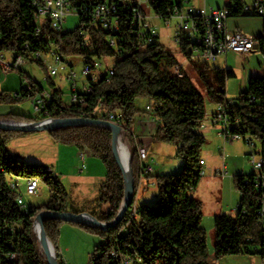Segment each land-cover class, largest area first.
<instances>
[{
  "label": "trees",
  "instance_id": "obj_1",
  "mask_svg": "<svg viewBox=\"0 0 264 264\" xmlns=\"http://www.w3.org/2000/svg\"><path fill=\"white\" fill-rule=\"evenodd\" d=\"M191 1L153 0L151 9L160 20L167 22L173 18L176 9H184L185 4ZM233 1L238 4V10L232 11L231 17H245L241 13L243 0ZM119 12L121 27L117 35L120 39L117 49L110 46V33L101 27L90 29L91 41L87 48L82 45L79 27L60 36L63 52L75 60H85L89 56L106 61L115 59L112 79H102L95 83L93 91L84 96V102L66 106L64 93L50 82L55 101L48 108L51 112L62 108V113L56 118L92 117L96 111L105 118L122 115L123 138L131 151L134 201L142 181L133 135L139 116L153 113L158 121L153 140L175 144L177 156L184 160V165L177 175L154 177L158 204L156 207L142 206L138 218L132 220L129 211L119 225L107 231L87 225L68 224L103 239L104 243L95 247L93 264H122L120 256L141 264H209L208 234L201 225L203 206L190 195L202 179L198 171L206 138L198 130L207 118L205 97L184 71V66L181 68L185 74L183 77L174 72V68L181 64L158 40L143 49L136 29L132 26L130 13L123 8ZM0 30V53L27 55V44L31 48H39L31 37L35 25L32 6L27 0H0ZM179 49L182 56L190 61L187 38L183 39ZM26 58L28 62L44 67L40 61L28 56ZM189 64L199 73L211 103L217 106L233 101V104L228 105L229 116L233 122H240L237 131L249 133L264 147V76L251 77L249 90L241 93L237 100H231L226 94V84L228 79L236 77L233 70L214 69L210 72L209 63L190 61ZM18 72L29 80L33 89L28 92L23 88L21 100H34L44 88L24 71ZM210 75L213 82L209 81ZM47 78L49 81L52 79L49 74ZM252 98L255 99L253 103ZM8 100H12L10 95L0 93V103ZM148 106L151 111L147 110ZM0 119L27 123L44 120L39 116L21 114H9ZM48 133L57 143L76 146L80 151L86 150L102 160L106 178L96 202L99 206L101 203L107 204L109 209L99 215L90 214L100 222L113 221L122 207L125 187L123 172L113 154L112 132L102 127H76ZM26 134L30 133L0 129V264H17L5 259L11 253L17 256L18 264H48L34 230L35 219L42 211L67 212L68 209V195L60 181L48 173L47 168L26 164L8 152V143L16 136ZM15 176L39 178L49 187L51 199L25 211L16 201L18 193L9 187L10 179ZM246 177H235L236 188L242 193L236 216L222 214L215 217L217 261L229 256L254 255L259 252L264 259L263 219L258 214L262 194L245 184ZM12 224H20L22 230L14 233L10 230ZM65 224L53 219L44 222L46 233L56 251ZM256 248L260 251H254ZM114 250L118 257L112 256ZM57 257L60 264H65L59 254Z\"/></svg>",
  "mask_w": 264,
  "mask_h": 264
},
{
  "label": "built area",
  "instance_id": "obj_2",
  "mask_svg": "<svg viewBox=\"0 0 264 264\" xmlns=\"http://www.w3.org/2000/svg\"><path fill=\"white\" fill-rule=\"evenodd\" d=\"M30 2L33 10V24L35 32L32 38L39 46L38 49L31 48L28 44L25 46L27 55L18 54L7 58L4 53H0V66L4 71H23V66L28 62L26 56L30 59L38 60L43 65L48 64V74L51 78L58 77L65 73L66 79L71 82V93L69 100H65L64 105L77 102H84L85 95L93 91V85L102 79L111 80L114 75V63L111 60H102L95 56H89L83 61L82 76L83 80L79 81L78 76L74 71V67L79 60L68 57L63 52V43L60 36L68 32L64 27L66 18L69 15H75L82 18L79 26V35L81 36L83 47L90 46L91 36L90 29L93 27H101L103 30L110 33V46L117 49L120 39L117 36L120 33V8L128 11L131 15L132 26L136 29L143 49L155 43L159 34L156 28L148 22V11H145V5H149L153 0H27ZM238 10V4L233 0H229V4L223 8L217 7H201L191 6L190 3L185 4L182 10L176 9L173 18L177 20L175 42L178 46L181 45L183 39L187 38L189 42L188 52L190 53V61H200L206 63L217 62L221 58H226L229 54H240L242 56L250 55L256 48L264 46V29L259 38L247 35L241 32H228L227 22L232 16V11ZM241 13L244 16H260L264 19V0H252V3H246L243 0ZM172 18V19H173ZM171 21L168 20L167 23ZM1 31V30H0ZM49 58L53 61L49 65ZM185 58V63H190ZM184 65L174 68V72L183 77L185 74L181 71ZM23 88L31 92L32 85L27 78H24ZM21 94H16V100H21ZM35 111L39 117L44 118L42 121H51L56 119L59 113H62V108H57L50 111L48 106H51L55 97L51 91L43 90L33 100ZM67 101V102H66ZM251 102H255L252 98ZM229 101L226 104L216 106V109L211 117V124L217 128L220 136L226 142L243 141L250 149L248 154L250 165L253 167V172L245 178V184L253 187L257 193L262 194L259 203V216L264 219V147L257 145V140L249 133L243 134L237 130L240 128V122H233L229 116ZM147 110L151 111L150 107ZM154 125L158 124L153 113L150 114ZM93 119L107 120L121 126L122 115H111L107 118L102 117L99 112H94ZM257 120V119H256ZM136 142L138 157L140 160V174L142 178L152 176L155 173V161L149 153V144L141 141L133 133ZM88 151H81L79 172L83 173L86 170V157ZM201 168L198 173L203 177L206 174L204 170L205 162L201 160ZM48 173L54 176V171L51 168L47 169ZM221 176L227 175L224 169L220 172ZM22 179H26L27 193L36 195L39 190L41 180L35 178L12 177L9 181L11 190L18 193L19 183ZM240 194H242L240 192ZM18 205L27 211L23 197L18 193L16 199ZM132 220L136 219L140 213L134 203L129 210ZM239 212V206L235 209ZM10 230L14 233L22 230L20 224H12ZM1 232V230H0ZM113 257L119 255L114 250ZM122 264H131V261L126 256H120ZM9 262L17 263L18 258L11 253L5 257Z\"/></svg>",
  "mask_w": 264,
  "mask_h": 264
},
{
  "label": "rangeland",
  "instance_id": "obj_3",
  "mask_svg": "<svg viewBox=\"0 0 264 264\" xmlns=\"http://www.w3.org/2000/svg\"><path fill=\"white\" fill-rule=\"evenodd\" d=\"M145 0H143L144 2ZM246 3L250 4L252 3V0H246ZM229 4V0H192L190 5L191 6H197V7H220L223 8L226 5ZM145 11H148V22H150L157 30L159 34L158 43L165 46L170 50V53L174 56L176 55L179 58L180 62L184 61V58L181 57L179 46L175 42V32H176V19H171L168 23L160 20L155 16L153 10L149 7V5H145ZM247 19H263L260 16H245ZM81 24V18L79 16L75 15H69L66 18V21L64 23L65 29H67L69 32H73L76 30ZM255 29L258 28V25L254 26ZM260 33V32H259ZM252 35L257 37L258 34ZM258 52V51H257ZM256 53V52H255ZM255 53H251V55H254ZM7 58L13 57L12 53H4ZM238 57H233L229 61V66H226L225 61H222L221 58L217 62L209 63L210 72L214 69H232L236 73V77L230 78L227 81L226 84V94L228 99L231 100H237L241 93L247 92L249 90V82L251 76L253 75L245 76L242 74L244 70L246 69V62L250 58L244 57L240 54H238ZM49 65L53 64V61L49 58ZM115 59H111V63H114ZM48 64L44 65V67L39 66L37 63L27 62L23 66V71L32 78V80L39 85H41L45 90L51 91L52 86L51 83L55 84L56 88L59 90H62L64 93V99L69 100V96L71 93V82L66 79V74L62 73L58 77H54L51 79V81L48 80ZM3 73L7 75H11L12 81H14V78H19L18 81L20 83L19 85V91L17 92H5L6 94L10 95L12 97V100H8L6 102L0 103V111L5 112L2 114L9 115V114H21V115H29L38 117L39 114L35 111V103L32 99H25V100H16L15 96L16 94H21L23 90V81L24 78L20 75L18 71H4L1 69ZM82 70H83V61L79 59V62L76 63L74 67V71L78 76V80L82 81ZM186 70V69H185ZM209 72V73H210ZM190 73L191 78L196 86V88L204 95L205 97V103H206V109H207V118L210 116L212 111L214 110L215 104L211 103V101L207 98L205 93V85L202 82L199 73L194 70L193 66L190 67ZM209 81L213 82V77L210 75ZM3 93V92H1ZM67 102V101H66ZM1 116V115H0ZM218 132V129L216 130ZM216 136H210L206 137V145L202 151V155L207 158V161L211 163L219 162L225 157V162L227 165H230L228 169V174L225 176L226 179H231L235 182V177L241 175L236 174L234 169L238 168V170H242L246 175H250L253 172V167L250 165L248 154L247 156L243 155V150L247 147V145L243 141H237V142H226L221 136H218V134H215ZM224 142V143H223ZM153 150H152V158L155 161V167L156 171L152 176V180L150 181L149 189L146 190L143 194L139 192L138 197L134 201V205L141 209V206L138 203L139 198H145L147 200V206L149 207H156L158 202V189L155 188L156 182L154 177L156 175H177L181 172L182 167L184 165V160L177 156V146L175 144L171 143H163L164 146L159 147L158 143L153 140ZM125 145L128 148V151L131 154L130 148L128 144L125 142ZM257 145L260 146V142L257 140ZM228 147L231 149V147L234 149L232 150V153L228 152ZM248 148V147H247ZM8 152L12 157L15 159L22 161L26 164H37L40 166H43L45 168H49L50 166H57L59 162V158L63 161H65V165L71 164L72 158H74V153L78 151L79 149L76 146L73 145H63L60 143H57L53 140V138L50 136V134L47 131H40V132H34L26 135H18L15 138H13L7 146ZM205 149H208L211 153L213 158L210 159L206 154H204ZM249 149V148H248ZM250 150V149H249ZM231 152V150H230ZM242 154L243 158H238ZM93 157L94 162V168H93V175L95 177H99L105 179L106 178V168L100 158H97L95 156ZM237 157V158H235ZM241 157V156H240ZM86 167L88 168V162ZM83 172V174L80 176V178H77L81 182L85 177H87L88 169ZM55 178H57L62 183V178L59 176L54 175ZM218 179H223L221 176H216ZM146 178V177H145ZM145 178H142L145 179ZM204 176L201 179V182L204 181ZM27 182L26 179H22L19 183V189L18 193L23 197L25 206L27 209L31 207H38L41 206L44 203H47L51 199V191L49 187L44 183L40 182L39 190L36 195H30L27 193ZM69 196H72L69 190H67ZM206 193V191H203V188L198 189L197 191L194 190L190 195L194 196L195 193ZM236 198L240 200V192L238 190H235ZM225 200H229V194L225 190L224 193ZM238 200V201H239ZM101 208L99 209V212H103L108 210L107 204L101 203ZM237 205H235L236 207ZM235 212L233 209L232 216H235ZM139 216V214H138ZM137 216V218H138ZM68 239L71 241V247H72V262L74 264H93V256L95 253V247L98 245H101L104 243L102 238H95L96 242L91 244L88 240L82 239L79 236L71 235L70 233L66 234L64 239ZM215 240V236H214ZM261 249V248H260ZM259 250V248L254 249V251ZM260 251V250H259ZM60 244L58 246V250L55 253L56 256L60 253ZM71 254V253H70ZM248 256V255H246ZM251 257H259L260 260H262V255L259 252L258 254L249 255ZM66 264V263H65ZM131 264H141L140 262L134 263L131 262Z\"/></svg>",
  "mask_w": 264,
  "mask_h": 264
},
{
  "label": "crops",
  "instance_id": "obj_4",
  "mask_svg": "<svg viewBox=\"0 0 264 264\" xmlns=\"http://www.w3.org/2000/svg\"><path fill=\"white\" fill-rule=\"evenodd\" d=\"M255 25H258L257 29L254 28ZM227 28H228V32L230 33L241 32L251 36L260 32L256 37L259 38L264 29V19H247V17H230L227 22ZM252 53L255 54L254 55L250 54L251 56L248 55L250 56V58L247 60L246 69L244 70V72H242V74L248 77L250 75L264 76V46L256 48ZM238 56H239L238 54H229L226 58L222 59V61H225L226 66L230 67L229 66L230 59ZM248 56H244V57H248ZM175 57L179 61V58L176 55ZM181 57L184 58L182 54ZM180 64L184 65V71L188 73V75L191 77V73H190L191 65L189 63H185V58L183 62H180ZM1 69L2 68L0 66V93L4 91L8 93L19 91L18 90L20 85L18 81L19 78H14V81H12L11 75H7L3 73ZM215 109H216V105L214 106V110L212 111L210 116L206 118L202 127L198 130L206 137H210L213 135L216 136L215 134H218V136H220L219 131L218 132L215 131V129L217 130V128L213 127L211 124V117ZM2 113L5 112L0 111V115H1L0 117H4L5 114ZM150 116H151L150 114L139 116L135 124V127L133 128V133H135V135L138 137L139 140L147 142L149 144V153L152 156V150L154 145L153 135L158 124L154 125L152 121V117ZM158 146L162 147L164 146V144L158 143ZM233 149L234 147L233 148L231 147V149L228 147V152L232 153ZM249 151L250 150L246 147L243 150L242 154L247 156ZM80 153H81L80 150L76 151L73 154L74 158H72L71 164L69 163L67 164V166L65 165L66 162L59 158V162L57 166L56 165L50 166L49 168H51L54 171V175L62 178V183L61 182L60 183L64 188L66 194L68 195L67 198L68 212L76 213L80 211L82 213L87 212V213L99 215L100 214L99 209L101 207L98 205L96 201L98 199L102 184L104 183L105 179L103 178L98 179L99 177H95L92 174L94 168V162L92 155L88 152V155L86 157V165L88 162V168L86 167L88 169V173L86 175L87 177H85L81 182H79L80 180H78L77 178H80V176L83 174L79 172ZM204 154L210 157V159L213 158L212 153L208 149H205ZM242 154L240 155L241 157L239 156L238 158H243ZM202 160L205 162V165L203 167L204 170L206 171V174L204 175L205 180L200 182L196 191L200 188H203V191H206V193L205 194H203V192L195 193V195L194 196L192 195V197L199 200L203 206V218L201 225L208 234V250L210 255L209 264H264V259L260 260L259 257H251L249 255L229 256L219 261L215 260V240H214L215 217L222 214L232 216L233 209L235 212V209L239 205V201H238L239 199L236 198L237 193H235V190H237V188L235 182L233 180L231 181V179H226L227 178L225 177L226 175L225 176L220 175V172L224 169V167H225V171L228 174V169L230 167V165H227L226 162L224 161L225 157L219 162L211 163L207 161L206 156L204 157L202 155ZM234 171L236 174L247 176L242 170H238V168L237 169L235 168ZM217 175L221 176L223 179H218V177H216ZM152 176L146 177L141 181L138 194L139 192L143 194L146 190L149 189ZM156 187L157 185H155V188ZM67 190H69L72 196H69ZM225 190L229 194L228 201L225 200V196H224ZM138 203L141 207L147 206V200L145 198L144 199L139 198ZM235 205L237 206L235 207ZM107 209H109V207H107ZM235 214H237V212H235ZM263 227H264V219H263ZM68 233L74 236H79V238L81 237L82 239L88 240L90 244L91 242L95 243L96 242L95 238H99V237L96 235L89 234L84 230H82L81 228L70 225L68 223L62 227L61 237L59 241L61 252L59 253V255L61 256V260L64 263L74 264L72 262L73 256L71 251L72 250L71 241L68 240L67 238L64 239V237Z\"/></svg>",
  "mask_w": 264,
  "mask_h": 264
},
{
  "label": "water",
  "instance_id": "obj_5",
  "mask_svg": "<svg viewBox=\"0 0 264 264\" xmlns=\"http://www.w3.org/2000/svg\"><path fill=\"white\" fill-rule=\"evenodd\" d=\"M76 127H102L107 128L112 132V149L114 157L119 164L123 176H124V187H125V196L122 207L117 215V217L108 223L100 222L96 217L90 213H73V212H51V211H42L40 212L34 223V230L37 236V239L40 244V248L45 254L48 264H60L58 257L55 253V247L51 240L49 239L44 222L47 219L60 220L65 223H72L77 225H87L93 228H98L104 231L114 228L121 223L125 215L129 212L130 208L133 205L135 198V183L134 176L131 166V154L128 161V171L125 170L116 148V139L119 137L125 144L123 138V128L115 123H112L107 120L93 119V118H56L51 121H37V122H16L12 120L0 119V129L5 131H15V132H24V133H34L40 131H52L63 128H76ZM39 226L41 230V235L37 231Z\"/></svg>",
  "mask_w": 264,
  "mask_h": 264
},
{
  "label": "bare ground",
  "instance_id": "obj_6",
  "mask_svg": "<svg viewBox=\"0 0 264 264\" xmlns=\"http://www.w3.org/2000/svg\"><path fill=\"white\" fill-rule=\"evenodd\" d=\"M116 148H117L119 158L125 170L128 171V161H129L130 154L128 152L127 146L123 143V141L119 137L116 139ZM37 231L41 235V230L39 226L37 227Z\"/></svg>",
  "mask_w": 264,
  "mask_h": 264
}]
</instances>
